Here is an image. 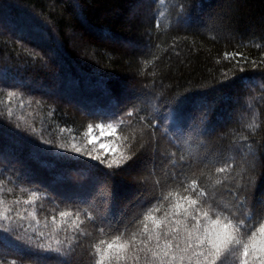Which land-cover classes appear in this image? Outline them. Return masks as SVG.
<instances>
[{
    "label": "trees",
    "instance_id": "1",
    "mask_svg": "<svg viewBox=\"0 0 264 264\" xmlns=\"http://www.w3.org/2000/svg\"><path fill=\"white\" fill-rule=\"evenodd\" d=\"M3 150L0 212L27 231L19 248L0 243V264H93L95 244L138 240L144 215L170 211L153 200L183 204L192 181L224 208L242 192L256 214L264 0H0ZM56 239L82 246L50 251Z\"/></svg>",
    "mask_w": 264,
    "mask_h": 264
},
{
    "label": "snow or ice",
    "instance_id": "2",
    "mask_svg": "<svg viewBox=\"0 0 264 264\" xmlns=\"http://www.w3.org/2000/svg\"><path fill=\"white\" fill-rule=\"evenodd\" d=\"M43 150L51 151L50 148ZM80 151L76 148L77 153ZM91 158L98 160L100 164H107L98 156ZM130 158L125 157L123 161L107 164V167L118 166ZM5 162L7 157L0 152V164ZM219 171L223 172L224 169L220 168ZM13 174L21 183H38L22 172L17 174L14 171ZM196 183L192 181L185 186V191L194 193V196L181 197L183 204L173 200L172 192L159 197L158 200L154 199L153 204L168 201L170 211H164L160 220H157L151 211L144 215L140 221L141 235L138 240L137 235L133 234L123 243H119L122 233L115 235L111 242L100 240L87 253L93 258V264H229L230 260L233 264H264V208L256 214H250L247 198L242 192L234 194L232 208L221 207L213 200L207 199L205 191L197 188ZM156 211L161 209L157 207ZM257 217L258 226L254 223ZM147 221H151L154 226L150 228ZM26 231L22 224L14 222L12 216L0 212V243L19 248L20 241L25 239L23 233ZM117 232H120L119 228ZM43 236L44 233L40 232L39 237ZM26 239L35 242L31 235ZM55 244L58 247L52 248L49 245L50 251L68 255L75 253L77 248L82 246L79 240L75 241V247L72 241H68L65 251L59 247L64 241L56 239ZM65 264L68 262L65 261Z\"/></svg>",
    "mask_w": 264,
    "mask_h": 264
},
{
    "label": "rangeland",
    "instance_id": "3",
    "mask_svg": "<svg viewBox=\"0 0 264 264\" xmlns=\"http://www.w3.org/2000/svg\"><path fill=\"white\" fill-rule=\"evenodd\" d=\"M147 1H149V0H140L142 5L145 4ZM99 131H102V133H100V136L102 138H111L113 136V132H112L111 129L104 130V129L100 128ZM92 141H95V137H93ZM105 145L106 146H110L109 142L106 141L102 145H100V147L106 149L107 151H109L110 147H106ZM2 153H6L5 150H3Z\"/></svg>",
    "mask_w": 264,
    "mask_h": 264
}]
</instances>
